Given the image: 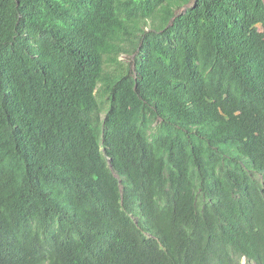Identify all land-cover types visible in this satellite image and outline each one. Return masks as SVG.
I'll use <instances>...</instances> for the list:
<instances>
[{"label": "trees", "instance_id": "obj_1", "mask_svg": "<svg viewBox=\"0 0 264 264\" xmlns=\"http://www.w3.org/2000/svg\"><path fill=\"white\" fill-rule=\"evenodd\" d=\"M243 256L264 264V0H0V264Z\"/></svg>", "mask_w": 264, "mask_h": 264}, {"label": "clouds", "instance_id": "obj_2", "mask_svg": "<svg viewBox=\"0 0 264 264\" xmlns=\"http://www.w3.org/2000/svg\"><path fill=\"white\" fill-rule=\"evenodd\" d=\"M243 260H245V263H243ZM241 264H247V259H246L245 256H243V257L241 258Z\"/></svg>", "mask_w": 264, "mask_h": 264}, {"label": "rangeland", "instance_id": "obj_3", "mask_svg": "<svg viewBox=\"0 0 264 264\" xmlns=\"http://www.w3.org/2000/svg\"><path fill=\"white\" fill-rule=\"evenodd\" d=\"M121 58H125L126 59V56H123ZM127 60L129 61V58ZM243 263H245V260H243Z\"/></svg>", "mask_w": 264, "mask_h": 264}]
</instances>
